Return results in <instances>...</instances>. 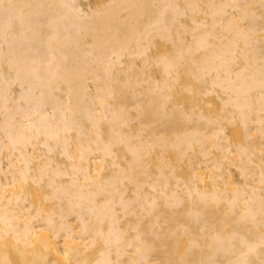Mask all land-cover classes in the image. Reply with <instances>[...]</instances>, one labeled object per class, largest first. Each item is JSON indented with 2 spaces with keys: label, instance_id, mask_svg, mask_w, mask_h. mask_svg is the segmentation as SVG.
Segmentation results:
<instances>
[{
  "label": "bare ground",
  "instance_id": "6f19581e",
  "mask_svg": "<svg viewBox=\"0 0 264 264\" xmlns=\"http://www.w3.org/2000/svg\"><path fill=\"white\" fill-rule=\"evenodd\" d=\"M0 264H264V0H0Z\"/></svg>",
  "mask_w": 264,
  "mask_h": 264
}]
</instances>
